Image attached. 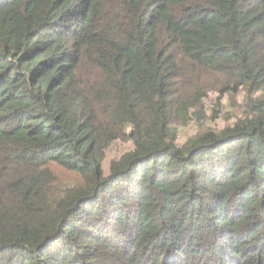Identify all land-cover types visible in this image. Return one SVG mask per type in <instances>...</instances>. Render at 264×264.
I'll return each instance as SVG.
<instances>
[{
  "label": "trees",
  "instance_id": "16d2710c",
  "mask_svg": "<svg viewBox=\"0 0 264 264\" xmlns=\"http://www.w3.org/2000/svg\"><path fill=\"white\" fill-rule=\"evenodd\" d=\"M0 264H264V0H0Z\"/></svg>",
  "mask_w": 264,
  "mask_h": 264
},
{
  "label": "rangeland",
  "instance_id": "374dc122",
  "mask_svg": "<svg viewBox=\"0 0 264 264\" xmlns=\"http://www.w3.org/2000/svg\"><path fill=\"white\" fill-rule=\"evenodd\" d=\"M218 96L219 94L217 93H214L210 96L208 103L206 104L208 110L205 118L193 117V120H190L187 126H180L178 128L179 135L182 137L181 140H184L185 137L187 138L199 128L206 125L216 124L214 126L223 127L229 120L236 118V116L242 113V108L239 105L237 106L233 104L232 101L228 99V97L223 100L222 105L219 107L217 100ZM124 148L126 147L124 146ZM111 155H113V153H111ZM57 171L62 182L75 183L77 181V176L75 174L67 173L59 168H57Z\"/></svg>",
  "mask_w": 264,
  "mask_h": 264
}]
</instances>
